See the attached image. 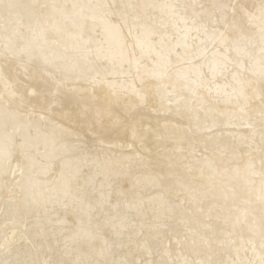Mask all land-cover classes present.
I'll use <instances>...</instances> for the list:
<instances>
[{
  "label": "bare ground",
  "instance_id": "1",
  "mask_svg": "<svg viewBox=\"0 0 264 264\" xmlns=\"http://www.w3.org/2000/svg\"><path fill=\"white\" fill-rule=\"evenodd\" d=\"M11 2L33 7L0 9V259L75 260L90 219L112 245L109 260L207 258L192 254L193 232L229 264L259 248L261 0ZM221 3L253 15L237 10L254 38L244 111L232 75L217 71L225 29L210 17ZM175 4L188 7H166ZM24 84L43 99L22 107Z\"/></svg>",
  "mask_w": 264,
  "mask_h": 264
},
{
  "label": "snow or ice",
  "instance_id": "2",
  "mask_svg": "<svg viewBox=\"0 0 264 264\" xmlns=\"http://www.w3.org/2000/svg\"><path fill=\"white\" fill-rule=\"evenodd\" d=\"M33 7L31 5H23L18 3H13L11 0H0V9H3L5 13L9 16L12 13L20 8H29ZM51 7L57 8L59 6L52 5ZM166 7H170L174 13L177 12L178 9H186L188 5H168ZM214 9H219V19H217L216 13L214 12L210 19L215 23H223L224 31L219 33V41L223 44V49L225 52L224 60L225 63L217 69L221 74L225 72L230 73L232 75L234 86H233V96L236 100V103L241 106V111H244L245 108L249 105V101L252 99V96L248 94V89L251 88L253 81L244 75L245 72H251L255 75V69L252 67L245 66V60L251 64L253 60V56L251 53L252 47H254V38L247 37L243 34V29L241 25L237 21L238 11L243 15H247L249 20L253 18L251 13L245 11L243 5L237 4H214ZM231 8L233 10V15L231 18V23H229V16L227 15V10ZM260 13L261 19L264 21V0H261L260 4ZM242 18V17H241ZM195 24L196 21H193ZM206 30V26H205ZM217 39V37H213ZM260 43H261V54L262 59L260 61V78L261 82L264 83V24L261 26L260 31ZM5 49H8V45H5ZM235 55H232V54ZM231 66V67H230ZM25 79L33 78L29 76L27 69H24ZM211 83L209 82L208 87L211 90ZM203 86V85H201ZM32 85L24 84L23 85V93L20 95L21 106L25 107L24 100L26 96H40L43 99V96L38 91H33L31 93L28 92V89L31 88ZM11 95H16L15 92L11 93ZM261 101V110L259 113L261 124L264 125V90H262L260 95ZM142 99L146 102V97H142ZM28 104H31V100L28 101ZM8 109H6L7 113ZM32 111H35V106H33ZM43 112V109H42ZM41 119H45V116L42 114ZM85 203L84 200L81 201L83 205ZM101 205H103V199L101 200ZM109 206L112 211L110 215H112L113 219L119 218L122 215L121 212V202L118 200L115 205H111L109 201ZM254 234H256V229L253 226L251 229ZM82 234L78 235L75 239L82 245H85L87 251L78 256L75 260L72 261H62L59 264H133L131 261L123 260V261H115L109 260L107 256L111 253L112 245L110 242L103 238L101 227L97 224L96 228L93 230L91 228V219L89 220V228L87 230L81 229ZM259 248H257L256 243L253 241L251 243V255H247V249L245 250L246 256L244 259H236L230 262V264H264V219L261 220L259 229ZM187 237H185V241L181 242L179 239L177 240L178 244L186 243ZM114 243V242H113ZM203 245L206 247V251L202 249L201 245L198 244L197 234L195 232L192 233L191 240V252L194 256H207V258H197L193 259L189 256L181 255L178 253L177 259H161L159 262L152 261L150 264H229L226 261L215 260L212 258V248L211 241H203ZM167 256H171V252H166ZM0 264H51L50 261H7L0 259ZM143 264V262H141Z\"/></svg>",
  "mask_w": 264,
  "mask_h": 264
}]
</instances>
